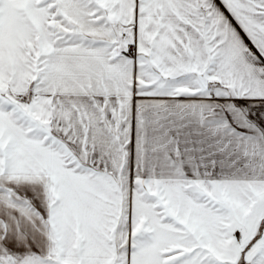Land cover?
<instances>
[{"label": "snow or ice", "instance_id": "obj_1", "mask_svg": "<svg viewBox=\"0 0 264 264\" xmlns=\"http://www.w3.org/2000/svg\"><path fill=\"white\" fill-rule=\"evenodd\" d=\"M0 264H264V0H0Z\"/></svg>", "mask_w": 264, "mask_h": 264}]
</instances>
